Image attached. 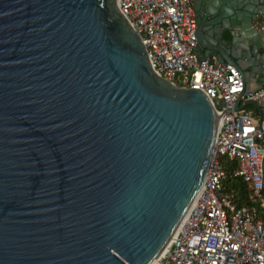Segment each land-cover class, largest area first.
Returning a JSON list of instances; mask_svg holds the SVG:
<instances>
[{
	"label": "water",
	"instance_id": "water-1",
	"mask_svg": "<svg viewBox=\"0 0 264 264\" xmlns=\"http://www.w3.org/2000/svg\"><path fill=\"white\" fill-rule=\"evenodd\" d=\"M192 1L196 54L245 81L264 0ZM218 119L153 69L117 0H0V264H147L201 187Z\"/></svg>",
	"mask_w": 264,
	"mask_h": 264
},
{
	"label": "built area",
	"instance_id": "built-area-1",
	"mask_svg": "<svg viewBox=\"0 0 264 264\" xmlns=\"http://www.w3.org/2000/svg\"><path fill=\"white\" fill-rule=\"evenodd\" d=\"M117 6L153 69L175 85L201 90L219 116L196 198L151 264H264V116L243 109L264 96V82L248 89L235 65L196 54L192 0H117ZM256 28L264 31V19ZM220 155L236 161L232 173L250 184L257 206L233 202Z\"/></svg>",
	"mask_w": 264,
	"mask_h": 264
},
{
	"label": "trees",
	"instance_id": "trees-1",
	"mask_svg": "<svg viewBox=\"0 0 264 264\" xmlns=\"http://www.w3.org/2000/svg\"><path fill=\"white\" fill-rule=\"evenodd\" d=\"M257 20H262L261 16L257 17ZM248 106H253V104L246 102L243 105V109H246ZM219 160L225 171V177L223 181L226 189L232 193L233 202L237 205L249 204L257 206L256 200L250 196V184L233 175L232 173V169L236 165V161L233 158H229L225 155H220Z\"/></svg>",
	"mask_w": 264,
	"mask_h": 264
},
{
	"label": "crops",
	"instance_id": "crops-1",
	"mask_svg": "<svg viewBox=\"0 0 264 264\" xmlns=\"http://www.w3.org/2000/svg\"><path fill=\"white\" fill-rule=\"evenodd\" d=\"M259 16H261V18L263 19L261 14L257 15V17ZM210 58L214 57L212 56ZM245 73L246 80L244 82L245 87L248 89L257 88L264 82V53H262L261 55H255L254 57H252V61L247 62V65L245 67ZM252 104L253 106H248L246 110L254 116H264V96L261 97L259 100L255 101V104Z\"/></svg>",
	"mask_w": 264,
	"mask_h": 264
},
{
	"label": "bare ground",
	"instance_id": "bare-ground-1",
	"mask_svg": "<svg viewBox=\"0 0 264 264\" xmlns=\"http://www.w3.org/2000/svg\"><path fill=\"white\" fill-rule=\"evenodd\" d=\"M197 193H198V192H197ZM196 195H197V194H196ZM195 198H196V196L194 197V200H195ZM194 200H193V202H194ZM193 202L191 203L190 207H189L188 210L186 211V213H185L184 217L182 218V220L185 218V216H186L187 212L189 211V209L191 208ZM182 220L180 221V223L182 222ZM180 223H179V224H180ZM178 226H179V225H178ZM178 226H177V227H178ZM176 229H177V228H176ZM174 232H175V231H174ZM147 264H151V262L149 261Z\"/></svg>",
	"mask_w": 264,
	"mask_h": 264
}]
</instances>
